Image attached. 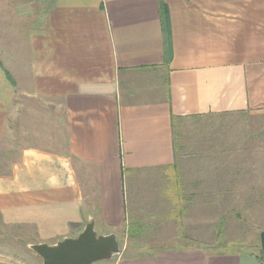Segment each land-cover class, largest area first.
Returning a JSON list of instances; mask_svg holds the SVG:
<instances>
[{"label": "crops", "instance_id": "crops-1", "mask_svg": "<svg viewBox=\"0 0 264 264\" xmlns=\"http://www.w3.org/2000/svg\"><path fill=\"white\" fill-rule=\"evenodd\" d=\"M41 3L32 17L0 4L1 220L33 243L75 236L90 217L137 248L146 228L183 234L171 221L204 189L176 174L173 117L264 113V0ZM36 108L42 144L30 140ZM128 245L93 264H250L191 247L122 257Z\"/></svg>", "mask_w": 264, "mask_h": 264}, {"label": "rangeland", "instance_id": "rangeland-1", "mask_svg": "<svg viewBox=\"0 0 264 264\" xmlns=\"http://www.w3.org/2000/svg\"><path fill=\"white\" fill-rule=\"evenodd\" d=\"M41 1L0 0V4L9 8L10 13L24 11L32 17L35 10L41 13ZM3 14L0 11V17ZM17 23L15 18L9 19L10 26ZM32 114L30 140L42 144L40 130L48 124L41 123L39 129L38 120L33 121L39 119L37 108ZM175 132L182 157L177 162L176 174L188 179L190 190L195 189L199 178L198 189L204 192L197 201L183 204V216L171 221L174 225H186L183 234L179 227H166L169 221L165 227L140 231L137 240L143 246L137 248L132 246L136 237L126 238L119 233L121 247L129 244L122 257L152 255L166 246L191 247L204 248L208 254L243 253L248 255L250 264H264L259 261V234L264 230V113L224 112L185 117L177 122ZM17 148L13 146L15 153ZM2 160H6L5 156ZM85 199L84 209L96 207L92 198ZM33 239L35 235L28 226L7 224L0 218V264H42L28 247Z\"/></svg>", "mask_w": 264, "mask_h": 264}, {"label": "water", "instance_id": "water-1", "mask_svg": "<svg viewBox=\"0 0 264 264\" xmlns=\"http://www.w3.org/2000/svg\"><path fill=\"white\" fill-rule=\"evenodd\" d=\"M259 238L264 260V230ZM28 247L41 259L42 264H93L112 260L122 251L116 234L98 233L92 217L75 236H65L53 243H32Z\"/></svg>", "mask_w": 264, "mask_h": 264}, {"label": "trees", "instance_id": "trees-1", "mask_svg": "<svg viewBox=\"0 0 264 264\" xmlns=\"http://www.w3.org/2000/svg\"><path fill=\"white\" fill-rule=\"evenodd\" d=\"M173 119H174L175 126H176V121L178 120V117L177 118L173 117ZM176 136H177V133L175 132V138H176ZM260 253H261V251H260ZM220 254H224V253H220ZM259 261L264 262L263 257H262V253L259 256Z\"/></svg>", "mask_w": 264, "mask_h": 264}]
</instances>
